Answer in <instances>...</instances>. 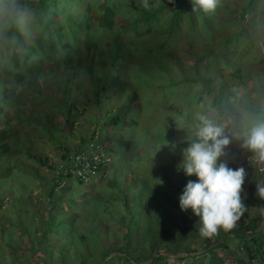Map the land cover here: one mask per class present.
Returning <instances> with one entry per match:
<instances>
[{"label":"clouds","instance_id":"obj_1","mask_svg":"<svg viewBox=\"0 0 264 264\" xmlns=\"http://www.w3.org/2000/svg\"><path fill=\"white\" fill-rule=\"evenodd\" d=\"M164 1L32 0L33 5L31 7L33 8H31V12H28L27 10H20V8L17 9L14 0H0V48L10 46L14 41L12 35H6L3 32L4 29L15 28L14 32L17 37L21 33L28 37L27 42L24 41L21 44V47L27 50V56L23 61V70L8 69V66L0 64V91L5 88L2 95H0V100L8 102L4 106L5 109H0V115L5 114L12 121L14 103L17 104V98L23 101L27 99L23 92L24 85L28 86L35 79L40 80V77L47 74L45 72H48L50 68L54 72L61 73L60 77L65 79L60 82L59 86L64 87L62 91L66 96L70 95L72 89V87H65L70 78L73 82L81 85L82 77L88 78L85 83L89 82L87 86L91 89L92 94L89 99L83 100L85 102L81 106L71 104L68 109L66 108L67 104L63 102L62 106H59L58 110L55 111L59 114L58 111L63 108L62 112L69 120L66 125H64L65 120H63V124L59 127L61 129L64 125L63 135L56 133L62 145L70 147L67 162L72 167L67 168V174L75 173V167L80 166L81 169H78V173H85L83 180H75L67 175L68 177L66 176V181L63 184L56 185L52 189V183L49 182L52 172L55 174L60 172L63 176L66 173L62 171L65 165L61 161L60 155L51 151H42L45 153L44 155L37 154L43 159L47 158L45 165L41 166L35 161L43 170V173L38 175L41 187H44L42 182L47 180L48 188L40 196L36 189L32 190L34 193L31 195L26 190L29 189L30 191L29 186L24 188L22 183L21 186L23 187L21 189L18 187L20 178L17 169H20L16 165L13 168L14 176L4 174L0 178V207L4 209L3 205L6 204L8 210L10 209L5 214L6 223L1 227L5 232L12 229L16 230L19 239V236L24 235L26 237L25 244H28L29 241L33 242L32 237L34 236L38 239V246L35 243L34 248L28 246V256H24L23 251L19 252L18 247L20 245L18 243L11 241L9 246L12 247V251L6 252L9 260L15 250L21 254V258H18L16 254L14 258L20 259L22 264H63L70 254V247L67 244H62L59 247V252L64 255V258L61 259V255H59L58 261L53 254L56 252V247L52 239H55L54 234H57L58 237L60 234L70 236L65 230L59 232L58 228L62 223L66 224L68 221L70 223L76 213H72L70 217H64V214L61 213L69 210V207L67 202L63 200L61 205L66 210L59 211L55 209L52 212L54 216H57V219H60V221H56L58 227L48 224L47 222L52 220V217H50L51 214L46 204L48 201L46 193L56 192L63 187V196L65 197L68 195L70 182L74 181L77 185L86 188L85 191L81 192L89 194L91 193L90 189L99 187L105 190L106 187H110L106 192L113 191L115 202L123 207V215L115 216L118 210L112 212L115 220L108 224L110 226L108 230L112 232L114 231L111 228L115 230L113 236H90L92 241V247L90 248H94L90 249L91 251L101 250L100 245L103 244L108 245V250H111V254L104 261L116 257L111 264H153V262H158L159 258H162L166 260L165 264L169 261H171L169 262L171 264L183 262L184 264H225L224 257H228L227 261L231 264H264V117L254 119L240 133V128L235 130L237 133H234L232 138L238 139V141L232 142L233 147L230 149L228 164L220 159L225 155V149L230 144L229 135L225 134L224 127L205 115L198 117L199 122L195 126L194 133L196 138L186 148L182 149V159L177 165V170L182 171L186 177H196L195 180L189 179L182 187V192L178 197V207L181 212L190 210L191 214L198 218V221L188 222L187 217L183 216L182 226L168 223L171 231L181 233L179 235L180 243L172 245L171 238L166 234L165 237L168 236L170 243L166 244L161 241L160 248L153 247V249H156L154 251L156 253H150L148 260L149 255L145 256L141 250L136 249L135 242L140 233L135 235L130 233L133 227L131 222L134 211L126 210L133 204L131 192L134 191L138 180L134 184L132 179L135 176L129 177L125 173V184H128V186L119 188L116 179L108 178L113 168L112 152L114 148L124 149L121 136L132 137L134 134H131V128L128 126H132L136 121L126 119L127 114L125 113L128 112L126 106L129 102H132L131 98L126 96L124 105L123 103H110L112 99L117 101L122 99L127 91L139 90L134 82L127 84L126 76L128 65H130L128 54L130 51L125 37L160 30L158 27H153L162 21L158 14L163 11V8L174 6L169 20L165 23V28L169 29L172 17L177 21L176 23H179L183 15H190L188 18L192 22L189 26L193 27V23H196L197 19H202L204 23L214 20L218 9L220 10L225 5L222 4L224 1L220 3L218 0H169L167 4L162 5ZM259 1L247 0L246 4L243 5L242 12H240V22H243V20L246 22L251 21L250 24L255 25L256 15L254 11ZM250 2L251 5H249ZM261 3H263V0ZM154 19L155 22L149 23ZM114 20H117L119 24H113ZM146 20L148 21L146 22ZM104 23L107 24L104 25ZM174 28L175 25L171 30ZM234 36H230L229 45L242 41L239 40L240 36L235 39ZM251 37L252 35L248 34V38ZM102 38H107V40L102 41ZM39 39H42V41L40 42ZM102 45L107 48L105 52L106 59L95 64L94 58L102 52ZM60 47L63 48L62 52ZM16 59V54H10L9 60L11 63L16 62ZM7 87H10V92L8 89L9 95L4 96ZM28 88H31V85ZM147 88H150V86H147ZM49 91L51 92L52 88ZM37 100L33 103L34 106L32 105L29 109L24 107L20 112V116L23 118L28 117L38 106L37 103L39 104L41 101L39 98ZM49 102H52V100L45 98L43 105ZM47 109L49 112L53 111V108ZM66 109L68 110L66 111ZM37 114L40 115L39 108ZM129 115L131 116V113ZM39 117H41L40 121L50 124L51 118L49 119V117L51 116ZM131 117L135 118V116ZM80 140H84V144L78 150L77 143ZM41 145L43 147L47 146L45 141ZM144 146H146V143ZM1 147H5V149H0V152H4V155L0 154V162L6 163L12 146L6 145L4 141L0 143ZM238 150L239 152H237ZM127 151L128 155L124 159L128 169H131L130 167L134 166V158L140 159V156L135 155L136 151L134 150ZM247 151L252 154L247 153ZM88 155H92V162L87 160ZM147 158H149L150 165L154 170L161 175L159 181L162 189L159 194H163V187H176L171 183L170 178H167V166L165 167L161 165V162L154 161L153 157L148 155ZM252 164H256L257 171L260 174L259 182L256 184V194L259 196L262 213L258 210L257 213L248 217L244 214L247 208L241 199V189L246 175L244 168L249 165L252 166ZM53 166L55 168H51ZM157 166L159 168H156ZM131 171L132 174L136 175L135 171L132 169ZM22 173L26 178H33L35 182L37 181L35 170H27ZM12 177L13 179H11ZM145 185L147 191L151 189L146 182ZM41 187L36 184L37 190L40 191ZM119 189L122 190V201L118 196ZM48 190L50 191L46 192ZM91 197L93 198L90 195ZM166 198L169 199L168 196H164L165 200ZM170 202L175 205L172 199ZM148 205H151V208L156 205L159 212L164 210L162 204L154 197ZM18 210L22 212H18ZM124 210L126 215H124ZM149 210L152 214L156 213L154 208ZM87 213L78 214L87 215ZM89 213L96 217V212ZM28 215L34 216L28 217ZM127 215L129 217H126ZM31 217H34V220L29 221ZM121 219L123 220L122 224H120ZM128 220L130 225H127ZM238 220V224L232 229ZM84 221L85 218H83ZM115 222L118 225V230H122V226L126 228L122 238L117 235L120 232H116ZM9 223L13 225V228L9 227ZM30 224L35 225L36 229L31 230ZM251 224H254L253 228H251ZM194 226H197L195 235L199 238V242H193L189 237L188 232H193ZM81 229L82 227H80ZM220 229L225 231L218 232ZM136 230V232H143L141 226H137ZM155 230L163 234L158 227ZM77 233L78 236L83 235L82 232ZM216 233L218 234L215 235ZM190 235L193 236V233H190ZM213 235L214 238H210ZM48 242L50 247H53L52 251H49L50 248L47 247ZM77 246L76 253L78 255L76 257L69 256L70 264L76 262L82 264L81 256L88 251L84 245L77 244ZM216 250L222 251L224 255L217 256L214 252ZM119 253L122 258L118 257ZM102 264L105 263L102 262Z\"/></svg>","mask_w":264,"mask_h":264},{"label":"rangeland","instance_id":"obj_2","mask_svg":"<svg viewBox=\"0 0 264 264\" xmlns=\"http://www.w3.org/2000/svg\"><path fill=\"white\" fill-rule=\"evenodd\" d=\"M168 1L165 0L162 5L167 4ZM218 1L220 3L224 1L222 4L225 5L220 10L218 9L216 18L210 22L204 23L202 19H197V22L193 23L194 25L191 27L189 26L190 18H188L190 15H183L173 30L171 28L166 29L165 23L169 20L171 11L174 9V6H172L170 8H163V11L158 14L162 20L157 25L160 31L143 32L132 37H125L130 51L128 54L130 65H128L129 71L127 70L126 76L127 84L129 85L134 82V85L139 90L127 91L122 99L118 101L112 99L110 103H123L124 105V98L126 96L127 98H131L133 103L129 102L127 104L126 110L128 112L125 114H127V120H136L132 126H128L131 128V134L135 136H121L124 142V149L114 148L112 152L113 168L108 178L116 179V184L119 188L128 186V184H125V173L129 177L135 176L132 179L134 184L138 180L134 191L131 192L133 204L126 210L134 211L131 222L133 227L130 233L133 235L140 233L135 242L136 249L141 250L145 256L149 255L147 260L150 258V253H156L154 252L156 249H153V247H161V241H164L166 244L170 243L168 236L171 238L172 245L180 243L179 235L181 233L171 231L168 223L182 226L183 216L187 217L188 222L192 220L198 221V218L193 216L190 210L181 212L178 207V197L182 192V187L185 186L189 179L195 180L196 177H186L182 171L177 170V165L182 159V149L186 148L196 138L194 133L196 130L195 126L199 122L198 117L205 115L209 119L214 120L216 123L222 125L225 129V134L229 135L230 144L225 149V155L220 158L226 164L229 162L230 149L233 147L232 142L238 141V139L232 138L233 134L237 133L235 130L240 128V133L254 119L264 117V0L261 4L262 0L258 4L256 3L257 8L254 11L256 15L255 25L250 24L251 21L246 22L243 20V22H240V12H242L243 5L246 4L247 0ZM31 2L32 0H14L17 9L20 8V10H27L28 12H31V8H33L31 7L33 5ZM106 24L104 23V25ZM113 24L118 25L119 22L114 20ZM14 30L15 28L3 30L6 35H12L14 41L10 46L0 48V64L8 66V69L23 70V61L27 56V50L26 48H22L21 44L24 41L27 42L28 37L23 33L17 37ZM248 34L252 35V37L248 38ZM234 35L240 36L239 40L242 41L229 45L230 36ZM237 36H234V39ZM104 40H107V38H102V41ZM39 41L41 42L42 39H39ZM60 49L62 52L63 48L60 47ZM106 50L107 48L102 45V52L94 58L95 64L101 63L106 59ZM10 54H16V62H10ZM157 65H160L162 68H157ZM51 72H54L52 68L48 72H45L47 74L40 77V80L35 79L31 81L29 84L31 88H28L29 85H24L23 92L27 99L23 101L17 98V104L14 103L12 120L28 121L30 124L24 125L23 121L21 123L13 121L12 123L16 126L3 129V122L10 120L5 114L0 115V140L3 139L6 145L12 146L9 151L8 161L6 163L0 162V178L4 174L7 176L15 175L13 168L16 161L14 162L12 154H16L19 157L16 160L22 162V167L26 170H35L37 175L36 182L38 183L33 178H26L17 169V174L21 181H18V187L20 189L23 187L21 183L24 184V188H28L27 186H29L30 191L29 189L26 190L31 195L34 193L32 192L34 189H36L39 196L45 193V190L48 188L47 180L42 182L44 187H41L38 175L42 174L43 170L35 161L24 160L23 156L18 155L19 145H24V147L35 146L33 150H37L36 153L39 155H44L45 153L41 150L43 149L41 144L44 143V140L40 131L41 128H50L51 125L40 121L41 117L39 116H52L51 112L58 110V107L62 106L63 102L67 104L66 108L68 109L71 104L81 106L85 102L83 101L84 99H89L92 96L91 89L87 86L89 82L85 83L88 79L87 77L81 78V85L73 82L70 78L65 84V87H72L71 93L67 97L62 91L64 87L59 86L60 82H63L65 79L60 77L61 73L58 71ZM147 86H150V88H147ZM51 88L52 91L50 92ZM8 89L10 92V87H7L4 96L9 95ZM4 90L5 88L0 91V95H2V91ZM37 98L41 100V103H37L38 106L28 117H21L19 112L24 107L29 109ZM45 98L51 99L52 102L43 105ZM66 98L67 100H65ZM38 108L40 115L37 114ZM47 108H53V111L49 112ZM0 109H5L3 100H0ZM130 113L131 116H135L134 119L129 115ZM53 117L59 120L56 127H61L64 114L59 113ZM32 132L37 134H30ZM145 143L146 146H144ZM239 146L241 147V145ZM0 149H5V147H1ZM127 150H134L136 151L135 155L140 156V159L134 158V166L130 167L135 171L136 175L132 174L131 169H128V165L124 159L128 155ZM247 153L252 154L249 151ZM147 155L153 157L154 161L161 162V165L167 166V178H170L171 183L176 185V187H163V194H159L162 189L159 181L161 175L150 165ZM156 168H159V166ZM244 169L246 175L241 189V199L247 208L244 214L251 217V214L257 213L258 210L262 213L259 196L256 194V184L259 182L260 174L257 171L256 164L249 165ZM144 181L151 188L148 191L146 190ZM36 184L41 187L40 191L37 190ZM156 185L157 187H155ZM99 189V187L97 189H90V195L96 198L102 196ZM85 190L84 186H79L74 181H71L67 193H72L74 198H78L81 201L85 197L80 198V192ZM161 195L168 196L169 199L166 198L165 200L164 196ZM153 197L164 207L162 212L158 211L156 205L153 207L156 212L155 214H152L149 210H153L151 205H148ZM171 199L175 205L170 202ZM3 206L4 209L0 207V250L11 252L12 247L9 244L13 241L20 245L18 247L19 252L23 251L22 254L28 256V248H34L35 244L38 246V239L35 236L32 237V235L33 242L29 241L28 244H25L26 237L22 235L19 236V239L16 230L12 229L5 232L1 225H5V214L10 209L8 210L6 204ZM114 209L118 210L115 216L122 214L123 207L118 206L116 202ZM18 212L22 211L18 210ZM30 216L34 215H28V217ZM79 217L80 221L76 222L75 225L74 223H69V221L66 224L62 223V225H59L58 231L64 232L65 230L70 236L60 234L58 237L57 234H54L55 239L52 240L54 241L56 252L53 254L56 260L59 261V255H61V259L64 258V255L59 252V247L62 244H70V246L79 244L80 240L77 232H82L81 234L84 236L101 235L104 237L108 235L113 236L115 233L113 228L111 229L114 232L108 230L110 228L108 224L113 220L108 217V213L106 212L100 213L98 217H94L88 212L84 222L83 218ZM126 217L129 216L127 215ZM32 220H34V217H31L29 221ZM122 222L123 220L121 219L120 224ZM238 222L239 220L232 229L236 227ZM47 223L58 227L56 221L52 222L50 220ZM247 223L249 224V222ZM32 225L30 224L31 230H35L36 226ZM117 226L115 222L114 227L116 228V232H120L117 235L122 238L126 228L122 226V230H118ZM137 226H141L143 232H136ZM80 227H82L81 230ZM156 227L163 234L156 232ZM253 227L254 224H251V228ZM196 231L197 226H194L193 232H188L193 242L200 241L195 235ZM224 231L223 229L218 230V232ZM190 233H193V236ZM166 234L168 235L167 237H165ZM210 238H214V235ZM47 247L50 248L49 251H52L53 247H50L49 242L47 243ZM19 252L14 250L10 260L9 258L5 260V262L7 261L5 264H9V261H12L14 264L21 263L20 259L14 258L15 254L18 258H21ZM214 252L217 256L224 255L222 251L216 250ZM69 256L70 254L63 264H70ZM215 258L219 259L218 257ZM224 258L225 264H231L227 261L228 257ZM27 261L29 260L27 259ZM169 262L167 264H171ZM165 263L166 260L162 258H159L158 262H153V264ZM74 264H78V262ZM180 264H184V262Z\"/></svg>","mask_w":264,"mask_h":264},{"label":"trees","instance_id":"obj_3","mask_svg":"<svg viewBox=\"0 0 264 264\" xmlns=\"http://www.w3.org/2000/svg\"><path fill=\"white\" fill-rule=\"evenodd\" d=\"M249 5H251V2L249 3ZM177 14H179L177 12ZM148 20H146L147 22ZM157 21V19H156ZM155 22V19L152 20L149 23H153ZM177 21L174 20V18H171V24H170V28L172 29L174 27V25L176 26ZM190 22H192L191 20L189 21V25ZM153 28H157V26L155 25ZM160 31V30H158ZM97 36V35H95ZM147 63V62H146ZM157 68H162L160 65H157ZM94 74L92 75L91 80L93 79ZM100 78H102V76H100ZM38 101V100H36ZM8 102H4V106L7 105ZM63 108H61L58 113L63 114L62 112ZM21 112V111H20ZM19 112V113H20ZM52 116L49 117L50 119V128H41V134L43 136L44 141L46 142L47 146H44L43 149H41L42 151H51V152H55L54 154H58L60 155V159L63 162V164L65 165L62 168V171L64 173H66L65 176H63L62 174H60V172L58 174H55L54 172H52L50 178H49V182L52 183L51 188L54 189V186L56 185H60L63 184L66 181V176H70L73 177L75 180H83L84 179V174H79L78 173V169H81L80 166L75 167L76 172L75 173H68L67 174V168H71V165H68L67 162V156L70 153V147H67L66 145H62V143L59 141L57 134H62L64 132V125L67 124L68 118L66 116H64L65 118H63L65 120V123L63 125V128H58L56 127V124L59 120H57L55 116L57 113L55 112H51ZM10 121H4L2 126L5 127V129L10 128L11 126H16L14 125L12 122L15 121L17 123H21L23 120L18 121V119L12 120L10 118H8ZM116 121V120H114ZM27 121H23L22 123H26ZM63 123V121H62ZM30 124V122H28L26 125ZM78 130V129H77ZM57 133V134H56ZM30 134H37L35 132H32ZM31 136V135H30ZM4 141H1L0 143H3ZM84 144V140H80L77 143V149L79 150L81 148V145ZM35 148V146L31 147H24V145H19L18 147V155L19 156H23L24 160L26 159L27 161L29 160H33V161H37L38 164L45 165L46 164V160L47 158L43 159L41 156L37 155V150H33ZM1 155H4V152H0ZM14 157V162L16 161V166L20 169V171L25 172L27 171L25 168L22 167V162L16 160L17 158H19L16 154H12ZM87 160L89 162H92L93 158L92 155H88L87 156ZM75 166V165H74ZM51 168H55V166L51 167ZM25 169V170H23ZM67 176V177H68ZM108 189H110V187H106L105 190L104 189H99L100 192L102 193V196L96 198L95 196L92 198H90V194L86 193V192H80V198L81 197H85L84 199H82L81 201L78 198H74L72 196V193L68 194L67 196H63L64 194V188H60L58 191H53L51 193H46V199H48L47 201V206L49 208L50 214L52 217V222L55 221H60V219H57V216H54V214L52 213L55 209H58L59 211H64L66 210L65 208L62 207V201L65 200L68 204L69 210H66L64 213V217H70L72 215V213H76L75 217L72 219V221L70 222L71 224H75L78 220H80L81 218H86V215H82V214H78V213H83V212H96V217H98L100 215V213H108V217L111 220H115L112 216V212L116 211L114 209L115 207V194L113 191L111 192H106L108 191ZM118 196L119 199L122 201L123 197H122V190L119 189L118 191ZM80 205V206H78ZM118 205V204H117ZM118 206H121V204H119ZM124 215H126V211L124 210ZM127 225H130V221L128 220ZM9 227L13 228V225L11 223H9ZM91 233V232H90ZM79 237V244L78 245H84L88 251L84 252L81 256V262L82 264H102V262H104L105 264H111L113 262V259H115L116 257H111L109 260L104 261V259H106V257L108 255L111 254V250H108L109 247L108 245H100L101 250H96V251H91L94 248H90L92 247V241L90 236H83L80 235ZM105 240V239H104ZM70 247V257L73 256H77L78 254L76 253L78 250V246L77 245H72L70 246V244H67ZM91 245V246H90ZM1 248V247H0ZM91 249V250H90ZM118 257L122 258L120 253L118 254ZM5 260H8L7 257V253L3 252L2 250H0V264H5ZM9 264H14L12 261H9ZM16 264V263H15ZM22 264V263H19Z\"/></svg>","mask_w":264,"mask_h":264}]
</instances>
